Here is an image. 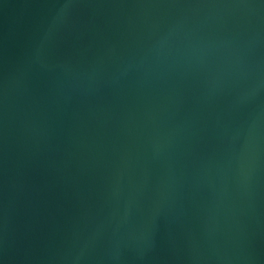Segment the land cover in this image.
Segmentation results:
<instances>
[{"label":"water","instance_id":"obj_1","mask_svg":"<svg viewBox=\"0 0 264 264\" xmlns=\"http://www.w3.org/2000/svg\"><path fill=\"white\" fill-rule=\"evenodd\" d=\"M0 264H264V0H0Z\"/></svg>","mask_w":264,"mask_h":264}]
</instances>
